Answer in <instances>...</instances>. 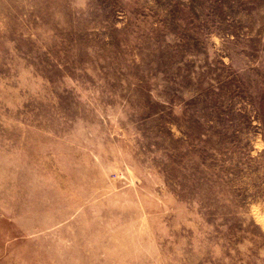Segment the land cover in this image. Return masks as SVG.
I'll return each instance as SVG.
<instances>
[{
  "label": "rangeland",
  "instance_id": "obj_1",
  "mask_svg": "<svg viewBox=\"0 0 264 264\" xmlns=\"http://www.w3.org/2000/svg\"><path fill=\"white\" fill-rule=\"evenodd\" d=\"M0 264H264V0H0Z\"/></svg>",
  "mask_w": 264,
  "mask_h": 264
}]
</instances>
